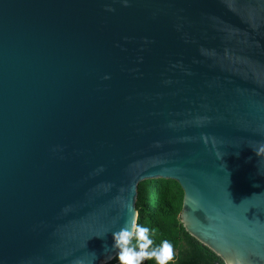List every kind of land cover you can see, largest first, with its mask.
Returning <instances> with one entry per match:
<instances>
[{
  "label": "water",
  "instance_id": "water-1",
  "mask_svg": "<svg viewBox=\"0 0 264 264\" xmlns=\"http://www.w3.org/2000/svg\"><path fill=\"white\" fill-rule=\"evenodd\" d=\"M259 142L264 0H0V264L111 262L156 178L223 264H264Z\"/></svg>",
  "mask_w": 264,
  "mask_h": 264
},
{
  "label": "trees",
  "instance_id": "trees-1",
  "mask_svg": "<svg viewBox=\"0 0 264 264\" xmlns=\"http://www.w3.org/2000/svg\"><path fill=\"white\" fill-rule=\"evenodd\" d=\"M183 192L169 179L144 180L137 185V222L156 229L154 243L169 239L175 250V264H223L207 247L191 237L180 222ZM107 264H118L116 257ZM143 264H154L144 261Z\"/></svg>",
  "mask_w": 264,
  "mask_h": 264
},
{
  "label": "clouds",
  "instance_id": "clouds-1",
  "mask_svg": "<svg viewBox=\"0 0 264 264\" xmlns=\"http://www.w3.org/2000/svg\"><path fill=\"white\" fill-rule=\"evenodd\" d=\"M252 151L257 156L264 154V142H259ZM136 215L133 213L131 220L125 221L118 230L111 232V249L105 246V251H115L118 264H143L146 260L153 261L154 264H175L173 243L169 239H162L159 244L154 243L156 229L137 222Z\"/></svg>",
  "mask_w": 264,
  "mask_h": 264
}]
</instances>
